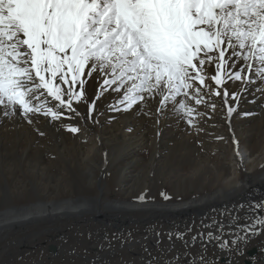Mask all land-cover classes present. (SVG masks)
Returning a JSON list of instances; mask_svg holds the SVG:
<instances>
[{
	"label": "snow or ice",
	"instance_id": "snow-or-ice-1",
	"mask_svg": "<svg viewBox=\"0 0 264 264\" xmlns=\"http://www.w3.org/2000/svg\"><path fill=\"white\" fill-rule=\"evenodd\" d=\"M213 62L214 74L209 76L204 66ZM93 73L99 87L89 103L85 85ZM207 79L218 87L206 85ZM228 80L264 82V0H0V117L32 124L31 116L44 115L57 121L63 116L61 108L80 115L75 101L89 104L91 118L96 100L110 90L122 93L113 110L129 111L159 97L157 111L171 102L173 111L196 127V108L177 98L206 104L212 95H221L219 88ZM223 96L227 104L226 88ZM239 96L234 92L231 98L238 102ZM210 107L214 111L216 106ZM235 110L229 106L228 116ZM67 130L80 131L73 126ZM137 199L143 201L144 196ZM239 207H247L243 217L247 223L238 224V216L222 213L231 216L228 231L221 221L216 234L199 233L197 256L187 251L197 235L184 239L191 228L175 233L186 249L184 257H191L188 264H218L207 256L205 241L227 250L230 243L224 237L234 236L231 245L239 244L234 251H241L247 240L264 232V216L258 212L264 211V201ZM216 225L213 219L204 227ZM180 260L177 254L164 264Z\"/></svg>",
	"mask_w": 264,
	"mask_h": 264
},
{
	"label": "bare ground",
	"instance_id": "bare-ground-1",
	"mask_svg": "<svg viewBox=\"0 0 264 264\" xmlns=\"http://www.w3.org/2000/svg\"><path fill=\"white\" fill-rule=\"evenodd\" d=\"M212 55H215V53ZM204 67L209 76L214 74L215 62L212 65L205 64ZM237 68H239V64ZM96 75L93 73L92 79H95ZM206 85L210 84L207 83ZM76 87L79 89V85ZM225 88L228 90L229 95L232 92L240 93L238 102L228 97L227 104L224 103L223 90ZM244 88L248 90L243 91ZM261 88H264V82L259 80L256 83L248 84H242L241 81L233 82L232 80H228L222 87L221 95H212L206 104L202 103L201 107L188 97L177 98V102L186 101L190 106L197 107V111L194 113L196 127H193V129H190L187 119L182 114L173 111L175 107L173 103L169 102L166 109L157 111L159 97L155 100H148L146 106L137 103L129 111L113 110L111 106L117 104V99L122 93L110 90L104 92L96 100V108L91 113V118H89L87 103L73 102V107L80 113V115H76L75 112H71L73 118L70 122L81 129V134L76 137L72 133H68L67 119L64 117L57 121H51L50 117L34 115L30 117L33 121L32 124H29L23 118L13 117L9 119L8 117H0V166L7 168L9 173H11L10 167L12 165L16 166L15 171L26 166L28 170L27 172L25 171L26 173L24 172L25 178L28 180L27 184L24 182L26 192L30 191V187L36 189L38 183H43V174L47 170L45 165L51 162L48 157L59 158L58 160L73 170L74 186H81L75 188V194L78 197L74 198L75 196L72 197L71 194H67V184L65 185V182H60L56 185V189L59 191L44 194L46 198L44 201L40 197L36 199L32 198V201L28 202L29 204H25L27 205L25 208L19 210L13 208L11 210L10 208L9 210L5 211L4 209L3 212H0V264H93V262L95 264H108L107 261L103 262V254H105L103 250L107 249L105 245H108L106 241L109 238L105 237L108 236L107 231L111 223L108 226V220L106 218L103 220L105 221L102 226L105 228L103 235L99 232L100 230L98 231L99 233L93 231L88 234L86 229L89 224L97 222L105 214L102 213L103 204H108L107 207L112 209L114 219L115 217H121L123 222L127 224L130 222L128 227L125 225L126 228L124 227L123 230L119 229L116 231L119 236H125L128 233L127 231L133 229L136 221L139 222L140 227L144 230L150 229V227L154 228V225L165 224L167 227L165 226L164 228L173 230L178 227L177 224L182 225L184 222L192 221L197 215H201L200 210L202 209H209L210 211V209L224 206L225 203H231L232 201L237 203L240 197H245L243 195L246 192L245 190L249 189L253 184L255 185V183L263 182L262 188L264 189V171H258L264 162V128L260 131L262 133L258 132V129L264 125L262 124L257 128L254 126L248 127L253 122V119L258 118L256 116L255 118L254 114L264 112V91H257V89ZM205 91L210 92V89H205ZM49 100H51L50 97ZM211 104H215L216 106L214 111L210 107ZM229 106H233L236 109L231 117L227 113ZM120 107H123V105ZM260 109L262 111H259ZM60 111L64 116L70 113L63 108ZM247 113H251V115H245ZM17 115L19 116V111ZM262 123L264 122L262 121ZM41 132L49 134L52 132L54 133L52 136L55 139L57 138L62 141L56 144H48L47 142L51 140L49 138L50 135L42 136L40 135ZM245 132L247 134L243 136ZM256 133L260 134L259 137H255ZM224 135L226 138L233 135L235 142L238 141V149L236 144V150L234 151L237 152L235 154L232 152L234 158L232 161V176H225L222 174L223 171L221 173L214 168L215 173L216 171L218 173L219 179L218 183H216L215 191H207V194L197 196L195 200L180 204L176 201L178 204H170V207H167L168 209L162 208V205L159 204L148 203L149 205H144L138 199L139 202L132 205V207L125 208L129 204L128 201L120 198L112 199L106 195L112 186L115 190L124 192L125 189L123 187L129 183V179L133 180L138 174H144L145 169L148 168L147 166L153 167L154 170L160 167L161 164H164L165 162H157L156 157L161 154L160 149L166 148L169 151L172 150L170 154H178L180 150L177 146H179L182 139L183 142H187V147L203 139L206 141V145H204L205 151H202V154L204 152L207 154L208 151L219 153V147L225 146L228 149V146L225 144L230 145V141H227L228 143L224 141L225 144H223L224 142L219 145L214 144L217 137ZM154 137H157V139L152 140ZM254 137L257 140L258 147L262 149V153L257 156H253L252 152ZM155 145L157 148H155ZM5 147H8V149L3 152V148ZM181 152L183 153V150ZM191 158L194 160V166L191 169L197 175L203 176L204 171L209 168L207 166V159L205 160L207 162L206 166L199 168L196 165V162H198L196 158ZM33 162L35 165H32ZM28 163L30 165H26ZM168 164L165 165L169 166ZM240 167H243V174L247 178L245 182L244 180L238 181ZM245 167L246 170L244 169ZM257 171L260 173L258 176L256 175ZM0 172L4 173V170H0ZM175 174V170H172L171 176L174 177L176 176ZM148 176H150L152 181L150 196L154 199H161L163 191L160 177L156 173L153 174V172L148 174ZM54 182L53 180L52 183ZM86 182L95 183L98 186V190L93 191L88 185L86 187ZM77 188H82V190L78 191ZM81 192L86 193V196L82 197L80 195ZM34 193V191H31L28 196L33 197ZM53 195L55 199L49 197ZM257 198V202L264 201V193L262 196L258 195ZM222 201L225 202L218 203ZM218 204L219 206H215ZM90 206H98L99 210L98 212L96 211V214L87 216L88 207ZM244 209H246L245 213L248 214L247 207ZM258 212L259 214H264V211L258 210ZM48 225L53 226L55 229L58 226H63V228L61 227L62 229L60 228L61 230L58 233L55 232L56 234L50 232L49 234L52 235L43 234V237L37 238L36 235L41 233L43 229H50ZM97 227L99 228V225ZM211 230L214 231L216 229L214 227ZM241 235H244V233H241ZM153 237H147L148 241L150 242ZM254 241L249 244L245 242L246 244L243 245L241 251H234V249L240 247L239 244L231 245V242H229L230 249L222 250L217 248L214 253L218 252L219 249L218 254H211L212 247L207 245V256L216 258L218 264H222L223 261L225 264H256L258 260H260L258 264H264V237H261L257 242ZM153 242L155 243V241ZM173 242L176 243L174 240ZM75 247H82V249L80 251L77 250V252L75 251L76 253L74 254L72 250ZM152 249L150 253L129 250L130 252L126 256L131 264H134V262L147 264L151 259H148V255L156 253V250ZM189 251L192 253V256H197L196 254L200 253L201 247L199 245L191 248ZM179 252L180 248L172 256H176ZM235 252H240L242 255H234ZM163 253L161 252V254ZM189 259L191 257H185L179 264H188Z\"/></svg>",
	"mask_w": 264,
	"mask_h": 264
},
{
	"label": "rangeland",
	"instance_id": "rangeland-1",
	"mask_svg": "<svg viewBox=\"0 0 264 264\" xmlns=\"http://www.w3.org/2000/svg\"><path fill=\"white\" fill-rule=\"evenodd\" d=\"M86 76H87V72H86ZM207 83L210 84V86L212 88H217L218 87V86H216L214 84V81H212L211 79L210 80L207 79L205 81V84H207ZM98 86H99V82L96 80V78L95 79H92V78L88 79L87 86L85 87V90H86L85 92H86V94L88 93L87 94V99H88L89 103L96 96ZM219 90L221 92L222 88H219ZM232 93H234V92H232ZM232 93H230L231 95H229L230 98L232 97ZM181 97H183V96H181ZM87 106L89 108V104L88 103H87ZM198 106L201 107L202 104H200ZM194 108H197V107H194ZM259 111H262V109H260ZM259 111H258V113H259ZM255 116L258 117L259 119L258 118H257L258 120L257 119L254 120L253 119V122L251 124H249L248 127H253L254 126V127L257 128V127H260L262 124L264 125V123H262V121L264 122V112H261L259 114H254V117ZM63 117H73V116H72V113L70 112V113H68V115L67 114L65 116L63 115L62 118ZM252 118H250V119H252ZM70 120L71 119H67L66 120L67 126L77 127L76 125L71 123ZM263 128H264V126L260 127L258 129L259 130L258 132L262 131ZM190 129H193V127L190 126ZM226 130H227V128H226ZM238 131H239V128H238ZM52 132H51V134L46 132V133H44V135H42V136L50 135L49 138H51V140L48 141L47 143L48 144H56L58 142H61L62 140H58L57 138L55 139L52 136V135H54V133H52ZM68 133L71 134L72 132L68 131ZM260 133H262V132H260ZM80 134H81V129H80V131L78 133H75V134L72 133V135L75 136V137L79 136ZM246 134H247V132H245V134L243 136H246ZM259 135H260L259 133H256L255 137H259ZM227 138H229V139H227ZM227 138L224 135V136H219V137H217L215 139L214 144H218V145L223 143L224 141L225 142L230 141V145L225 144V142L223 143L226 146H228L229 150L225 146L224 147H219V150H220L219 153L215 152V151L214 152L213 151L212 152L208 151L207 154H206V152H204L202 154L201 152L205 151L204 145H206V141H204L203 139L199 140L198 142L194 143L193 145L190 144L188 147H187V145H188L187 142H185V141L183 142V139H182L180 141L179 146H177L179 148V150H180V153H178V154L177 153L170 154L172 150L169 151V149H166V148L163 149V150L160 149L159 151L161 152V154L156 157L157 158V162L158 161L165 162L164 164H161L160 167H157L154 170H153V167L147 166L148 168L145 169L144 174H138L135 177V179H133V180L129 179V183L127 185H124V187H123L125 189L124 192L115 190L113 188V186H112V188L108 190L106 195L109 198H112V199H119L120 198V199L128 201L129 204H128V206H125V208H128V207L130 208V207H132V205H134L137 202H139L138 201L139 199L137 200V198L140 197L141 195L144 196V200L142 201V204H144V205H147L148 203L149 204H159V205H162V208H167V207H170V204H178V203L180 204V203H183V202L195 200V198L197 196H202V195L207 194V191L208 192H210V190L211 191H213V190L215 191L216 190L215 189L216 183H218V181H219L217 171L218 170H219V172L223 171V173L222 172L221 173L223 175H225V176H232V173H233V171H232V168H233L232 161L234 159L233 158V154H235L237 152V151H234V150H236V142H235V139H234L233 135L228 136ZM156 139H157V137H154V139L152 138V140H156ZM49 142H51V143H49ZM252 143H253V149H252L253 156L260 155L262 153V149H261V147L260 148L258 147L256 138L253 140ZM201 144H202V146H201ZM155 148H157L156 145H155ZM6 149H8V147L3 148V152H5ZM260 149H261V151H260ZM182 150H183V153L181 152ZM232 152H234V153L232 154ZM186 153H188L189 155L186 154ZM222 154H224L223 157H222ZM156 155H158V154H156ZM183 157H184V159H182ZM191 157H195L196 158V161H198V162H196V165L199 168L203 167V166H206L207 162H205V160L207 159L206 160V161H208L207 166H209V168L207 170H205L206 172L204 171L203 176L200 175V174L197 175L196 173H194V170L191 169V167L194 166L193 165V163H194L193 161L194 160ZM48 158L50 159L51 162L45 165L47 170L44 172L45 174H43V179H44L43 183L42 184L38 183V187L36 189H32V187H30V191L29 192H31V191L35 192L33 197L28 196L29 192H26V190H25L24 182L26 184L28 183V180H26V178H25L26 176L24 175L28 171L26 169V166H25V168L22 167L23 169L20 168L22 171L20 169H17V171H15L16 166L12 165L10 167L11 168L10 169L11 173H9V170L7 168L0 166V170H4V173L0 172V212H3L4 209H5V211L9 210L10 208H11V210H12V208L15 209V210H19L21 208H25V207H27V205H25V204H27L28 202H31L32 198L36 199V198L40 197V198H43L42 201H44V199H46L44 194H46L48 192L51 193V192L59 191L58 189H56V185H57V183H60V182H63V183L65 182L64 183L65 185L67 184L66 187H67V191H68L67 194L68 195L71 194L72 197L75 196L74 198L78 197V195L75 194V191H76L75 188L76 187H81V186L80 185L74 186L73 170L69 169V167H67V165L65 163H63L60 160H58L59 158H56V159H55V157H48ZM167 158H168V160H167ZM203 158H204V160H203ZM200 161H201V163H200ZM230 161H231V163H229ZM13 163H16V162H13ZM167 163H169L168 164L169 166L165 165ZM198 164H200V165H198ZM26 165H30V164L28 163ZM32 165H35L34 162H33ZM214 168L217 169L216 173H215ZM244 169L246 170V167ZM48 170H49V172L51 174L50 173L48 174ZM172 170H175V173H176L175 174L176 176H174V177L171 176ZM258 171H264V162L259 167ZM151 172H153V174L156 173L160 177V181H161L160 184H161V188H162L163 194L169 196L170 199H165L164 195H162L163 197L161 199L159 198V200L156 199V198L154 199V198H152L150 196L151 195L150 192H151L152 181H151L150 176H148V174H150ZM243 172H244L243 171V167H240L239 168V173H238L239 174V176H238V178H239L238 181L239 182H241L243 180L245 182L247 180V178L244 176ZM192 173H193V175H192ZM15 174H17V175H15ZM258 174H260V173L258 172L256 175L258 176ZM206 175H207V177H206ZM15 176H17V177H15ZM14 177L17 178V179H15ZM70 179H72V180H70ZM53 180L55 181L54 183H52ZM20 182H22V183H20ZM262 183L263 182H261V181L258 182V183H255L256 186L253 184L254 186L252 185L249 189L245 190L247 193L246 192L243 193V195L245 196V197H243L244 199L240 197L239 200L237 201V203H235L233 201L231 203H225L227 205L224 204V206H220V207L212 209V210L210 209V211H209V209H207V210L206 209H202V210H200L201 213H202L201 215H197V217L195 219L193 218L192 221L189 220L187 222H184L182 225L181 224L180 225L177 224L178 227L173 229V230L172 229L169 230L167 228H164L165 226L167 227L166 224L165 225H157V226L154 225V228L150 227V229L144 230L142 227H140L139 222L136 221L135 226L133 227L132 230L127 231L128 233L125 234V236L124 235H120L119 236L116 233V231L119 230V229L123 230L124 227L126 228L125 225H127V227H128L130 222H128V224L123 222L121 217H119V218L115 217V219H114V214L112 213V209L107 207L108 204H103L104 206H102V208H103V212L102 213H105L104 214L105 216L102 215V217H100V219L97 222L89 224L88 227H86V229H87L88 234L92 233L94 231L95 233H99L100 232L103 235L104 231H105V228L102 227L103 223H105V221H103V220L105 218L108 220V222H107L108 226L111 223V225H110V227H108L109 229L107 231L108 232L107 233L108 236L105 237L107 239L109 238L106 241V242H108V245H105V248H107V249L103 250V253H105V254H103V259H104L103 262L107 261L108 264H119V263L120 264H131L129 262V259L126 256V254L130 252L129 250H134V251L141 252V253H144V252L145 253H150V250L152 248H153L152 250H154V251L156 250V253L154 252V254L148 255V259L151 258L150 260H152L153 257L157 256L156 257L157 260H155L153 263L164 264L165 259H171V257H174L172 255L179 248H180V252L178 254L181 256V260L179 261V263H181V261H183L184 258H185L183 254H184V252L186 250H183V249H185L184 245H183V242L176 238L175 233H178V232L179 233H185L186 230L190 227L191 228V232H187V234L185 235L184 239L185 240H190L193 235H197V242H196V244L193 247L190 246L187 249V251H189L191 248H194V247L200 245L198 234L201 233V231L203 233H205V234H207L208 231L209 232H213L214 234H216L217 233V228H218L217 226H219V223L221 221L226 225L225 232L228 231L227 225L229 223V220L231 219V216L222 215V213H224V212H228V213H231L232 215L234 214V215L238 216L239 217V219L237 220L238 224L243 225V224L247 223L243 219V217L246 215V213H245L246 209L240 208L239 205H241V204L248 205V203H257L258 195L262 196V194L264 193V189L262 188ZM64 184H63V186L65 187ZM212 184H214V185H212ZM87 185L93 191H97L98 190V186L95 185V183H91V182L87 183L86 182V187H87ZM20 186H22V187H20ZM254 187H256V188H254ZM20 189H22V190H20ZM77 190L78 191L82 190V188H77ZM80 195L82 197H84V195L86 196V193L81 192ZM135 196H138V197H135ZM49 197L52 198V199H55L54 195L53 196H49ZM246 197L248 198L249 201L246 200L247 199ZM225 201H227V200H225ZM225 201L218 202V203H224ZM166 204H167V206H166ZM215 206H219V204L215 205ZM98 210H99L98 206H90V207H88L87 216L92 215V214H96V211L98 212ZM241 212H242V214H241ZM259 215L264 216V214L263 215L259 214ZM213 219H215L217 221V225L215 226L216 230H214V231L211 230L214 227H212V228L204 227V225L212 224ZM37 224H40V223H37ZM98 225H99V228L97 227ZM48 226L50 227V229H48V228L46 229L45 228L47 231L45 229H43L44 232L42 231L41 233H38L36 235V237L37 238L38 237L39 238L43 237V234L52 235V234H49L50 232H54V234H56L55 232L58 233L59 230H61L63 228V226H58L55 229L53 226L52 227L50 225H48ZM161 227H163V228H161ZM232 227L234 229L235 225H232ZM89 230H90V232H89ZM101 230H103V231H101ZM143 230H144V232H143ZM120 233H122V231H120ZM170 233L173 234L171 240L169 239V234ZM260 234L254 236V237L252 236L249 240L246 241V243L247 244L252 243L254 240H255L254 242H257V240H259L261 237H264L263 236L264 232H261ZM117 236H118V238H117ZM147 237L148 238L153 237V238L149 242ZM227 237L228 236H225L224 238L225 239H229V242H231V239H235L234 236L231 237V239L229 237L228 238ZM255 238H257V239H255ZM173 240L176 241V243L173 242ZM153 241H155V243ZM158 241H159V244L157 243ZM109 243L111 244V247H109ZM205 243L207 245H210V247H212V249L210 251L211 254L214 253L217 250V247L214 246V242L205 241ZM246 243H244V244H246ZM182 247H183V249H182ZM81 249H82V247H75L72 251L75 254L77 252V250L80 251ZM145 249H147V251H145ZM148 250H149V252H148ZM181 251H184V252H182L183 254L181 253ZM161 252H164L166 254V256H165L164 253L161 254ZM218 253H219V249H218V252H216L214 254H218ZM239 253L235 252L234 255L241 256L242 254L241 253L239 254ZM116 255H117V257H116ZM196 255H198V254H196ZM259 262H260V260L256 261V264H258ZM139 263H142V262H139ZM134 264H138V263L134 262ZM222 264H225V262L223 261Z\"/></svg>",
	"mask_w": 264,
	"mask_h": 264
}]
</instances>
